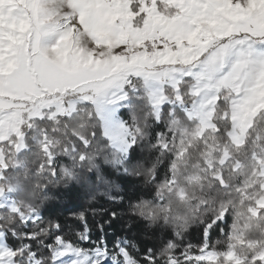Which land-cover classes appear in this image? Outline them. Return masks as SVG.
Returning <instances> with one entry per match:
<instances>
[{"label": "rangeland", "instance_id": "374dc122", "mask_svg": "<svg viewBox=\"0 0 264 264\" xmlns=\"http://www.w3.org/2000/svg\"><path fill=\"white\" fill-rule=\"evenodd\" d=\"M185 78L192 80L190 104L180 88ZM167 88L174 91L173 99ZM136 95L157 118L166 104L173 106L172 126L188 139L216 131L214 117L222 101V118L231 129L228 143L217 149L220 164L226 163L264 115V0H0V180L4 170L20 165L18 156L29 140L50 165L56 164L53 144L35 122L61 117L77 122L87 114L98 117L112 161L123 164L135 137L121 112ZM175 108L187 120L179 119ZM81 130L77 127L75 134L88 146ZM244 159L241 186L251 203L248 213L238 215L232 243L222 254L210 238L225 223V212L207 227L198 251L161 262L149 255L141 262L127 239L96 243L86 227L80 244L93 247L57 235L48 245L53 264H221V257L238 263L236 244L244 241L264 264V244L252 235L246 238V228L254 226L250 219L264 220V148ZM18 189L0 184V211L21 213ZM169 193L185 195L172 183ZM0 264H16L1 229Z\"/></svg>", "mask_w": 264, "mask_h": 264}, {"label": "trees", "instance_id": "16d2710c", "mask_svg": "<svg viewBox=\"0 0 264 264\" xmlns=\"http://www.w3.org/2000/svg\"><path fill=\"white\" fill-rule=\"evenodd\" d=\"M191 84L189 78L180 84L187 104L192 102L187 98ZM167 93L174 98L171 88ZM224 107L222 101L217 105L215 132L188 139L172 126L173 106L166 104L157 118L145 99L132 96V104L121 116L135 142L121 165L112 161L113 150L102 135L98 117L87 114L78 122L70 117L36 121L53 144L56 164L50 165L38 145L29 140L27 150L18 156L20 165L4 170L0 180L5 187L19 186L15 198L21 213L0 211V229L15 263L53 264L48 245L57 235L93 247L90 242L80 244L86 227L96 243L111 245L125 238L133 246L135 259L145 262L150 255L161 262L184 251H198L205 230L223 212L225 223L213 230L210 243L220 254L225 252L238 215L248 213L251 203L241 186L248 163L244 158L260 145L264 148V115L256 118L245 145L220 164L217 145L228 143L231 129L230 121L222 118ZM175 110L179 119L187 120L183 111ZM77 127L89 140L88 146L75 134ZM238 162L243 165L234 169ZM171 183L185 195H171ZM250 221L254 226L246 228V238L252 235L257 244H264V220ZM247 242L236 244L242 261L221 257V264H263L253 258Z\"/></svg>", "mask_w": 264, "mask_h": 264}, {"label": "bare ground", "instance_id": "6f19581e", "mask_svg": "<svg viewBox=\"0 0 264 264\" xmlns=\"http://www.w3.org/2000/svg\"><path fill=\"white\" fill-rule=\"evenodd\" d=\"M74 21V20H73Z\"/></svg>", "mask_w": 264, "mask_h": 264}]
</instances>
